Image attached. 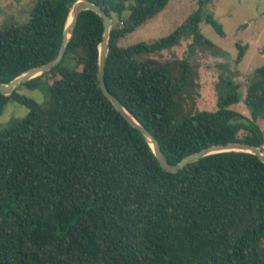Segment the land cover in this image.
<instances>
[{
  "label": "trees",
  "instance_id": "trees-1",
  "mask_svg": "<svg viewBox=\"0 0 264 264\" xmlns=\"http://www.w3.org/2000/svg\"><path fill=\"white\" fill-rule=\"evenodd\" d=\"M77 1L35 0L25 24L0 26L2 83L57 58ZM89 1L113 19L106 86L170 164L229 143L264 152V66L248 77V118L233 109L242 99L236 91L220 95L216 111L195 110L199 68L187 58L156 57L184 41L192 52L219 53L200 31L212 0H197L168 37L128 47L120 41L170 0ZM206 21L224 35L214 16ZM104 30L97 13L82 12L60 65L0 93V117L11 102L29 110L0 131V264H264V162L232 151L166 171L101 90ZM22 86H46L48 100L20 95ZM187 98L194 101L188 111Z\"/></svg>",
  "mask_w": 264,
  "mask_h": 264
},
{
  "label": "rangeland",
  "instance_id": "rangeland-1",
  "mask_svg": "<svg viewBox=\"0 0 264 264\" xmlns=\"http://www.w3.org/2000/svg\"><path fill=\"white\" fill-rule=\"evenodd\" d=\"M34 4L35 0H0V26L5 22L25 24ZM197 8V0H170L165 10L122 39L119 45L128 47L139 43L152 44L168 37ZM126 14H129V11ZM209 15L214 16L221 24L224 35L219 34L206 21V16ZM204 16L200 31L219 49L217 55L202 48L192 52L190 42L184 41L180 46L156 57L163 61L187 58L199 68L195 78L196 88L193 91L195 110L216 111L219 96L236 91L242 99L233 109L250 118V110L244 102L245 87L251 73L264 66V0H212ZM240 47L245 48V54L238 63ZM221 77L224 79L222 82ZM230 82L241 88L234 89ZM18 93L34 99L39 104L46 103L49 95L46 86L38 90L22 86ZM193 104L194 101L187 98L185 109L188 111ZM28 113L26 107L16 102L9 103L0 117V131L10 127L14 121L25 118ZM260 125L264 130V122ZM243 135L244 132H241L240 136Z\"/></svg>",
  "mask_w": 264,
  "mask_h": 264
},
{
  "label": "water",
  "instance_id": "water-1",
  "mask_svg": "<svg viewBox=\"0 0 264 264\" xmlns=\"http://www.w3.org/2000/svg\"><path fill=\"white\" fill-rule=\"evenodd\" d=\"M87 10H91L97 13L103 19L105 26L103 40L100 45V53H99L98 78H99L101 90L103 91L104 95L112 102L114 107L120 112V114L132 126H134L143 134V136L151 145L161 166L166 171L171 173H178L184 168H186L188 165L196 163L203 158L218 153L232 152V151L251 153L253 155H256L262 162H264V152L260 148L245 143H229V144L214 146L205 149L201 152H198L196 154H193L185 158L176 165L170 164L167 161L165 155L163 154L160 144L157 141L156 137L147 128H145L141 123H139L136 120V118L125 108V106L120 102V100L108 90L106 86L105 71H106L107 57L110 50L109 41H110L111 29L113 27V19L102 8H100L98 5L94 4L89 0H79L71 8L64 30L63 44L57 58H55L53 61H51L50 63L44 66L31 69L30 71L17 77L8 84H4L0 81V93L4 95H11L19 85L25 84L32 79L42 76L48 73L49 71H51L52 69H54L55 67H57L58 65H60L68 50L69 42L74 34L79 16L82 12Z\"/></svg>",
  "mask_w": 264,
  "mask_h": 264
},
{
  "label": "crops",
  "instance_id": "crops-1",
  "mask_svg": "<svg viewBox=\"0 0 264 264\" xmlns=\"http://www.w3.org/2000/svg\"><path fill=\"white\" fill-rule=\"evenodd\" d=\"M3 2L5 1V0H2Z\"/></svg>",
  "mask_w": 264,
  "mask_h": 264
}]
</instances>
